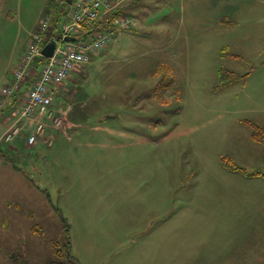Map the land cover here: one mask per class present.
<instances>
[{"label": "rangeland", "instance_id": "374dc122", "mask_svg": "<svg viewBox=\"0 0 264 264\" xmlns=\"http://www.w3.org/2000/svg\"><path fill=\"white\" fill-rule=\"evenodd\" d=\"M51 1L0 0V90L26 26L49 12L47 42L62 30L66 12ZM171 4H158L149 25L119 30L96 65L71 77L86 81L63 91L62 125L48 121L31 147L25 131L0 143L19 169L2 166L0 151V264H264V176L253 174L264 173V144L251 135L264 126L262 57L224 62L242 77L180 67L167 87L157 69L175 49Z\"/></svg>", "mask_w": 264, "mask_h": 264}, {"label": "built area", "instance_id": "2783aa9c", "mask_svg": "<svg viewBox=\"0 0 264 264\" xmlns=\"http://www.w3.org/2000/svg\"><path fill=\"white\" fill-rule=\"evenodd\" d=\"M124 1L71 0L66 11L67 20L58 36L53 37L60 40L50 57L43 55V44L51 16L46 14L40 20L25 52L13 67V81L0 90V104L16 95L19 100L9 115L0 142H14L26 132V145L31 147L46 133L48 121L56 128L60 126L62 119L56 116L53 106L55 90L82 70L91 56L103 52L119 30L137 27L136 19L119 11ZM98 21L107 22L108 27L93 28ZM41 57L45 59L37 66L36 60ZM26 86L28 89L23 94Z\"/></svg>", "mask_w": 264, "mask_h": 264}, {"label": "crops", "instance_id": "0c3cea01", "mask_svg": "<svg viewBox=\"0 0 264 264\" xmlns=\"http://www.w3.org/2000/svg\"><path fill=\"white\" fill-rule=\"evenodd\" d=\"M162 3L178 5V30H176V34L174 32L175 39L171 43L174 44L173 48L175 49L166 53L165 62L160 63V65L168 64L174 70L176 79L180 76L178 70L180 67H190L202 63L204 66L216 65L219 76L228 72L232 77H242L245 73L240 74L236 69L227 68L225 70L224 62L229 59H243L246 53L251 51H255L262 57L259 64L264 68L262 55L264 54V0H126L119 11L126 15H133L134 18L136 17L135 19H138L137 22L140 21L141 24L147 26L149 21L157 19L156 15L149 16V14H152L151 11ZM68 4L70 5L69 2ZM52 9L54 13L58 10L56 7ZM38 24L35 27L34 23L28 28L26 26L24 31L25 46L22 52H19L17 61L25 52L30 36ZM178 44L179 47H176ZM203 52H210V56H205ZM192 56H194L193 59ZM94 58L96 56H91L88 64L96 65L100 59L94 60ZM15 64L12 65V70ZM12 81L13 77L9 80V83ZM85 81L84 77L78 75L75 76V79H67L64 83L65 86L63 88L58 87L54 92V108L59 110L58 112L60 110L66 111L62 100L64 98L63 91H67L71 86L78 84L83 87ZM6 102L5 106L7 105L8 110L12 113L19 103L18 95L10 97ZM6 118H9V114ZM2 156L5 158V161H1L2 166L4 164L9 165L6 162L7 156L5 154ZM9 166L13 168L11 165ZM11 170L19 173L17 171L19 169L16 167ZM9 174L11 175V173ZM23 183H25V179H23Z\"/></svg>", "mask_w": 264, "mask_h": 264}, {"label": "trees", "instance_id": "16d2710c", "mask_svg": "<svg viewBox=\"0 0 264 264\" xmlns=\"http://www.w3.org/2000/svg\"><path fill=\"white\" fill-rule=\"evenodd\" d=\"M59 2V3H58ZM68 2L70 3V0H60V1H54L52 0L51 1V6L52 8H58V10L56 11V14H58L60 16L61 13L63 12H66L67 10H65L64 8V11H63V7L66 6V5H69ZM56 3H58V5H56ZM55 4V5H54ZM69 7V6H68ZM46 14H50L49 12H47ZM51 16V14H50ZM93 28H99V29H102V28H106L108 27V24L107 22H101V21H98L96 22L93 26ZM44 43H47V40H45ZM45 59V57H41L39 59L36 60V65L39 66L41 62H43ZM162 71L163 73H166L168 75L165 76V78L169 77V81L165 83V85L168 87V86H171L172 83L175 81L174 79V70L168 65V64H161L159 66V68L157 69V73ZM158 75V74H157ZM229 82V81H228ZM227 82V83H228ZM3 115L4 114H9L11 111L7 109H3ZM251 135H252V138L257 141V142H260L262 144H264V126H260V125H256V124H253V128H252V131H251ZM24 139V138H23ZM18 140V139H17ZM21 141H24L25 143V139L24 140H21ZM2 143V142H0ZM0 151H2V153L4 154H7V159H9L11 162L14 163V166L18 167L17 164L14 162L15 161V156H12V155H8L10 154L4 147H1L0 146ZM253 174L255 175H263L264 176V173H262L261 170L257 169ZM55 243V242H54ZM58 242H56L54 244L57 245ZM54 250L56 252V254L59 256L60 254H63L64 250L58 248V247H54ZM65 252H68L67 250H65ZM71 254V253H70ZM72 256V255H71ZM50 264H66L65 262L63 261H60V260H55V261H51Z\"/></svg>", "mask_w": 264, "mask_h": 264}, {"label": "water", "instance_id": "95a60500", "mask_svg": "<svg viewBox=\"0 0 264 264\" xmlns=\"http://www.w3.org/2000/svg\"><path fill=\"white\" fill-rule=\"evenodd\" d=\"M59 40V37L52 38L50 41H48V43L45 44L43 47V55L45 57H50L53 55Z\"/></svg>", "mask_w": 264, "mask_h": 264}]
</instances>
